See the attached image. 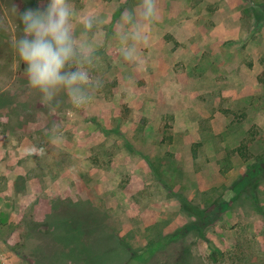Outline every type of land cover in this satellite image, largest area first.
I'll return each instance as SVG.
<instances>
[{"label":"rangeland","instance_id":"374dc122","mask_svg":"<svg viewBox=\"0 0 264 264\" xmlns=\"http://www.w3.org/2000/svg\"><path fill=\"white\" fill-rule=\"evenodd\" d=\"M138 2L71 0L101 86L50 112L13 47L48 0H0V264H264V0H159L142 70L113 31Z\"/></svg>","mask_w":264,"mask_h":264},{"label":"clouds","instance_id":"9594fccd","mask_svg":"<svg viewBox=\"0 0 264 264\" xmlns=\"http://www.w3.org/2000/svg\"><path fill=\"white\" fill-rule=\"evenodd\" d=\"M20 20L24 35L14 40L13 47L27 66L28 87L41 95L40 102L55 112L56 98L64 93L73 107L88 105L90 89L101 86L92 79L89 68L98 60L97 40L104 18L94 12L79 15L71 0H48L46 8H29L20 14ZM159 20V0H139L124 8L115 22L119 53L137 70L145 65L143 49L152 45ZM77 24L85 29L79 35Z\"/></svg>","mask_w":264,"mask_h":264},{"label":"trees","instance_id":"16d2710c","mask_svg":"<svg viewBox=\"0 0 264 264\" xmlns=\"http://www.w3.org/2000/svg\"><path fill=\"white\" fill-rule=\"evenodd\" d=\"M256 79L259 83L261 84H264V69L256 76ZM193 157H195V154L193 153L192 154ZM254 175L251 174L250 177H243L239 183V185L241 186V190L242 191H247V190H250V192L253 191V189H255V183L253 182L254 180ZM180 204H181V207L183 210H185L186 212H188L189 214L191 213H194V214H197L198 211L196 210L197 208L196 207H193L190 205L189 202H187L185 199H181L180 200ZM64 221H61L60 223H62ZM172 236L173 234H167L165 236H163L164 239H172ZM95 237L98 239V238H102V233L100 232H97ZM151 244L153 243H148V251H151L152 249L150 248L151 247ZM147 247V246H146Z\"/></svg>","mask_w":264,"mask_h":264},{"label":"crops","instance_id":"0c3cea01","mask_svg":"<svg viewBox=\"0 0 264 264\" xmlns=\"http://www.w3.org/2000/svg\"><path fill=\"white\" fill-rule=\"evenodd\" d=\"M190 27V26H189ZM191 32V29L189 30ZM157 73L159 74V71H157Z\"/></svg>","mask_w":264,"mask_h":264}]
</instances>
